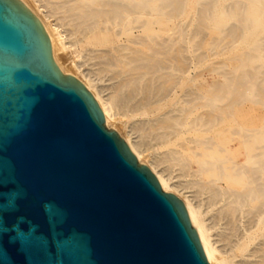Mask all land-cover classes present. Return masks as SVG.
Returning a JSON list of instances; mask_svg holds the SVG:
<instances>
[{
    "label": "bare ground",
    "instance_id": "1",
    "mask_svg": "<svg viewBox=\"0 0 264 264\" xmlns=\"http://www.w3.org/2000/svg\"><path fill=\"white\" fill-rule=\"evenodd\" d=\"M11 1L43 30L57 70L76 77L58 60L68 46L57 28L38 7ZM43 1L86 40L91 57L78 66L89 76L79 84L137 163L179 197L206 260L233 264L228 246L241 252L236 264H264V0ZM115 20L131 46L115 44ZM203 29L212 44L229 39L221 47L235 64L216 76L197 54ZM153 147L167 151L154 155ZM171 161L190 182L174 180L164 167Z\"/></svg>",
    "mask_w": 264,
    "mask_h": 264
},
{
    "label": "water",
    "instance_id": "2",
    "mask_svg": "<svg viewBox=\"0 0 264 264\" xmlns=\"http://www.w3.org/2000/svg\"><path fill=\"white\" fill-rule=\"evenodd\" d=\"M194 228L35 19L0 0V264H208Z\"/></svg>",
    "mask_w": 264,
    "mask_h": 264
},
{
    "label": "rangeland",
    "instance_id": "3",
    "mask_svg": "<svg viewBox=\"0 0 264 264\" xmlns=\"http://www.w3.org/2000/svg\"><path fill=\"white\" fill-rule=\"evenodd\" d=\"M26 1L29 2V4L36 10L38 7V9L40 10L38 13L41 12L42 15L46 16L48 24H50L51 26L54 25V27L57 28V30L59 31V34H61L62 37L64 38V42H65L66 47L68 46V50H66L65 52H58L57 53V57H58L60 64L63 67H65L70 73L75 74L76 77H73V78L78 79V81H79V79L88 78L89 75H88V72L86 71L87 66L86 67L82 66L80 68L78 66V65H81L83 62H85L86 59L89 60L91 57V54H90L91 48L89 46H87L86 40L82 37V35L78 31H75V29L73 28V24L68 19H66L64 17L62 12H60L58 10H57V12L50 10V8L47 5L45 6V2L43 0H26ZM154 17L155 18L157 17L158 19L161 18V21L159 20V22H162V21L166 22V20H167V22H166L167 25L169 23L168 18H165L163 16H159V15L158 16L153 15L152 18H154ZM182 19L186 20L185 17H182ZM114 25L116 26V28L114 27ZM121 25L122 24L118 23L116 20H115V24L111 25V28L115 29V32L118 33V35H115V44L119 43V44H125L127 46H131V44L128 42V38H126L123 35H120V33H119ZM189 31H190V33H189ZM209 31H210L209 29L201 30L200 33L198 32L199 35L196 34L194 41L198 43L197 54L200 53L199 55H201V56L204 55L205 57L203 56V58L205 60H207L205 67L210 66V68L212 70L214 69L213 74H214V76H216V74H217L216 72L221 71L222 68H227L224 66V64L225 65H233V64H235V62H231L230 60H228V58L230 57V54H232V51L230 50V48L229 47L222 48L223 46H225L229 42V39L224 38V40H221L218 44H216V45H215V43L212 44V40H210L211 34ZM185 35L187 36V38H188V35H189V38L191 37V29L190 28L185 29ZM197 37H201V38H197ZM122 38H123V40H122ZM116 39H118V40L116 41ZM205 42H206V44L208 43L207 46H206ZM204 44H205V46H204ZM208 47L209 48L211 47V48L208 50ZM88 49H89V52H88ZM200 50H202V51H200ZM223 52H224V54H223ZM201 53H203V54H201ZM82 54L85 56H83ZM223 59L225 61H223ZM226 61H227V63H225ZM218 66H220V67H218ZM213 67H215V68H213ZM98 83H101V81L98 80ZM121 112L123 115H125L124 114L125 111L124 112L121 111ZM123 120H126V117H124ZM105 128L109 131L115 132L118 135V130L115 127H106L105 126ZM153 148H154V150H153L154 155H156L158 152L162 153L164 151L165 152L167 151L166 147L161 148L160 150H158L156 147H153ZM139 165L145 166V164L143 165L142 163ZM164 167H167L166 169H167L168 173L170 175H172V177H174V180H176V179H177V181L180 180V182L183 184L191 181V177H189L187 174L184 175L185 173L183 172L181 167L179 168L177 164L175 166V162L171 161L168 164H164ZM174 169L176 172L174 171ZM173 175H175V176H173ZM183 175H184V177H183ZM187 180H188V182H187ZM167 192L176 195L175 192L174 193L172 191H167ZM201 205H202L201 209L204 212H206V208H205V206L203 208L202 202H201ZM209 217L211 218L210 213H209V216H208V214L206 215L207 219H209ZM239 253H240V255H239ZM223 254L226 256V258L228 260H231L233 264L239 263L241 260V252L238 249H235V248L230 249L227 246V249L223 251ZM207 263L210 264L208 261H207Z\"/></svg>",
    "mask_w": 264,
    "mask_h": 264
},
{
    "label": "snow or ice",
    "instance_id": "4",
    "mask_svg": "<svg viewBox=\"0 0 264 264\" xmlns=\"http://www.w3.org/2000/svg\"><path fill=\"white\" fill-rule=\"evenodd\" d=\"M20 239H21L22 241H26V240H27V237H25L23 234H21Z\"/></svg>",
    "mask_w": 264,
    "mask_h": 264
}]
</instances>
